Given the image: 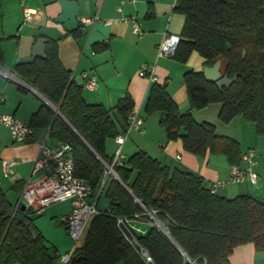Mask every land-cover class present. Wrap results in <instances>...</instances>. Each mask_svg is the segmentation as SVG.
<instances>
[{"label":"trees","instance_id":"obj_1","mask_svg":"<svg viewBox=\"0 0 264 264\" xmlns=\"http://www.w3.org/2000/svg\"><path fill=\"white\" fill-rule=\"evenodd\" d=\"M174 11L185 19L174 60L186 64L196 52L205 67L221 61L222 75L237 76L230 87L219 89L203 72L188 70L183 82L191 109L219 104L221 123L241 117L264 136V0H177ZM14 72L63 116L44 104L30 125L47 129L52 143L69 144L75 176L88 182L98 202L103 195L109 201V210L93 219L71 264H145L117 226L119 218L136 215L152 224L136 238L154 264H230L233 250L246 244L264 251V202L250 195L226 199L211 194L198 174L164 166L145 152L113 167L119 180L107 175L113 159L106 155V143L126 131L134 103L126 95L110 110L87 104L82 88L62 66L55 42L46 43L44 58L20 63ZM144 111L160 113L168 141L180 140L185 151L224 156L230 166L241 163L239 143L182 113L166 85H151ZM21 206L8 201L0 184V264H54L57 256L34 224L37 213Z\"/></svg>","mask_w":264,"mask_h":264},{"label":"crops","instance_id":"obj_2","mask_svg":"<svg viewBox=\"0 0 264 264\" xmlns=\"http://www.w3.org/2000/svg\"><path fill=\"white\" fill-rule=\"evenodd\" d=\"M177 0H5L0 6V40L4 55L3 70L10 76L0 74V114L12 115L19 121L30 124L32 116L46 104L40 95L15 74L16 65L30 62L38 40L55 42L58 56L64 69L71 74L73 82L82 88V97L89 105H101L113 109L118 102L129 95L134 103L132 111H138L144 119L145 134L132 132L122 148L123 160L138 152H145L162 165L191 172L201 176L206 186L227 181L230 165L224 156L198 157L184 150L180 140L168 141L160 127L159 113L148 119L143 113L148 91L153 83L166 85L167 91L182 113H190L198 123H209L201 115L211 109L220 112L219 104H211L203 110L191 109L183 75L188 70L203 72L205 60L194 52L186 64L173 57H157V50L163 39L170 36L181 38L185 19L174 11ZM24 10H31L32 17L24 22ZM98 17L97 20L95 18ZM83 19L93 20L84 24ZM135 19L141 35L132 31L128 22ZM128 20V21H126ZM153 72L154 80L140 76L143 67ZM84 74L96 76L98 89L84 88ZM4 101H1V98ZM158 115V116H156ZM203 118L198 121L197 116ZM238 119V118H236ZM244 121V120H243ZM242 124L247 137H236L241 152L253 150L256 154L257 185L250 182L236 185L228 190L227 185L218 189L219 197L234 199L250 195L264 202V136H258L255 125ZM252 125V126H251ZM48 136L47 129H35V142L15 143L7 129L0 127V184L8 201L15 207L21 201L25 183L31 176L34 161L39 152L38 143ZM115 139L106 143V155L113 159L117 150ZM179 157L180 159H177ZM4 161H15L10 178L3 175ZM99 203V202H98ZM98 207V204H97ZM69 202L54 204L40 214H35L34 224L45 238L51 254L57 256L54 264H62L61 257L71 250L84 246L89 223L75 246L69 238L60 217L70 212ZM106 209L100 210L106 212ZM136 228L146 233L152 224L135 220ZM230 264H264V251L256 252L253 244H246L233 250ZM122 264V263H117Z\"/></svg>","mask_w":264,"mask_h":264},{"label":"built area","instance_id":"obj_3","mask_svg":"<svg viewBox=\"0 0 264 264\" xmlns=\"http://www.w3.org/2000/svg\"><path fill=\"white\" fill-rule=\"evenodd\" d=\"M128 3H134L135 0H125ZM31 10H24V22H29L32 17ZM98 17L95 18L97 20ZM128 21V20H126ZM84 24H92L93 20L83 19ZM132 27V31L141 35L139 24L135 19L128 21ZM180 38L170 36L163 39L157 50V57H173ZM0 74H7L0 66ZM141 77H146L150 81L154 80L153 72L148 67H143L140 71ZM84 88L90 91L98 89L96 76L84 74ZM4 101V98H1ZM126 131L115 138L117 150L113 158L112 164L106 165L109 173L113 171L114 166H121L123 163L122 148L128 136L132 132L145 134L144 119L138 111H131L128 116ZM0 127L9 131L12 140L15 143L28 144L35 142V129L30 125L23 123L12 115L0 114ZM39 152L34 161L31 176L25 183L21 194V201L17 205H24L26 209H32L40 214L44 210L50 208L54 204L61 202H69L71 210L68 214L60 217L61 223L66 227L69 238L76 246L79 239L84 233L87 225L93 221L95 217L100 215L97 209L98 197L93 189L84 179L75 176V164L72 157V148L66 143H49V136L44 141L38 143ZM177 159H180L177 157ZM256 154L253 150L241 153V163L239 165L230 166L229 178L227 181L215 182L210 186L211 194H217L218 189L228 184H245L250 182L253 185L258 183V175ZM17 165L15 161H4L2 164L3 175L10 178L13 168ZM139 216L134 219L119 218L117 226L125 238V240L136 251L137 255L145 264H154L148 251L138 243L136 232L133 229L132 222L138 220ZM75 247L70 252L65 253L61 257L62 264H71L75 259Z\"/></svg>","mask_w":264,"mask_h":264},{"label":"rangeland","instance_id":"obj_4","mask_svg":"<svg viewBox=\"0 0 264 264\" xmlns=\"http://www.w3.org/2000/svg\"><path fill=\"white\" fill-rule=\"evenodd\" d=\"M0 15H1V13H0ZM215 106L216 105H212L211 107H209L211 109H208L207 111H204L203 113H201V115H204V116L210 115V116H207L208 118H205V119L210 124L215 126L216 134L219 137L232 139L234 141H236L235 140L236 137H245V136L247 137V131H246V129L243 128V125H242V124H246V123H241V122H246L244 119H242L241 117H237L238 119H236V118L233 119L229 124H223L217 118V112L213 111V113H212V111H211L212 108L213 109L216 108ZM143 115H144L145 119L146 118L148 119L150 117V116L146 115L145 113H143ZM158 115L161 116L160 113ZM158 115H156V116H158ZM201 115L197 116L198 121H202L201 119H203V118L201 117ZM49 143H51L50 139H49ZM218 156L219 155H208L207 157L211 158V157H218ZM106 173H107V175H110V176L114 177L112 174L109 173L107 168H106ZM226 188L228 190H235L236 188H238V186H236V185H227ZM220 195H221V192H218V196H220ZM108 205H109V201L103 195L99 199V203H98L97 209L98 210L106 209L108 207ZM132 226H133V229L135 230V232L137 234H140V235L145 234L144 232L142 233V231H140V230H138L136 228V225H135L134 221L132 222Z\"/></svg>","mask_w":264,"mask_h":264},{"label":"water","instance_id":"obj_5","mask_svg":"<svg viewBox=\"0 0 264 264\" xmlns=\"http://www.w3.org/2000/svg\"><path fill=\"white\" fill-rule=\"evenodd\" d=\"M46 43L47 41L44 39L38 40L33 50V57H39V58L45 57ZM221 64H222L221 61H217L212 67H204V70H203V73L207 81L215 83L219 89L228 88L232 84H234L237 80V76H235L233 79H229L228 76L222 75L221 70H220ZM43 99L45 100L46 104L50 106L55 111V113L63 119V116L60 114V112L50 102H48L44 97ZM110 174H112L114 178L119 180L114 172L111 171ZM21 210L25 211L26 207L22 205ZM156 224L158 223L156 222ZM191 264H195V262L192 261Z\"/></svg>","mask_w":264,"mask_h":264}]
</instances>
